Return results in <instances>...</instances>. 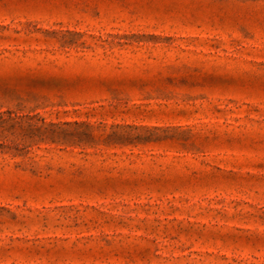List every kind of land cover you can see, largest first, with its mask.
Segmentation results:
<instances>
[{"label": "rangeland", "instance_id": "374dc122", "mask_svg": "<svg viewBox=\"0 0 264 264\" xmlns=\"http://www.w3.org/2000/svg\"><path fill=\"white\" fill-rule=\"evenodd\" d=\"M0 264H264V0H0Z\"/></svg>", "mask_w": 264, "mask_h": 264}]
</instances>
